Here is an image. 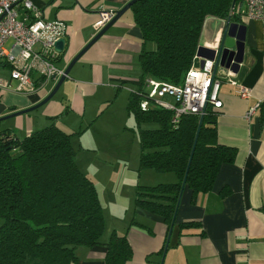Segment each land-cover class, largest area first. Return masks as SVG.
Segmentation results:
<instances>
[{
    "label": "crops",
    "instance_id": "1",
    "mask_svg": "<svg viewBox=\"0 0 264 264\" xmlns=\"http://www.w3.org/2000/svg\"><path fill=\"white\" fill-rule=\"evenodd\" d=\"M128 1L33 0L42 8L44 17L63 19L67 23L63 57L57 61L65 68L97 33L94 22L100 8L118 10ZM129 9L82 53L47 100L44 101L54 85L53 82L49 85L50 79L29 93L14 90L15 80H12V89L0 88V135L2 130L9 129L23 137L52 122L68 132L84 128L80 135H73L72 141L74 144L73 138L79 139L75 145L79 147L77 162L94 179L100 197L104 194L108 204L102 239L107 240L113 229L127 233L133 249L132 264H160L162 255L157 252L167 239L166 223L160 215L143 207L134 206L131 216L115 213L112 202L123 201L119 195L125 188L130 190L129 181L132 187L135 182L120 175L113 164L109 166V161L114 163L112 156L97 155L103 129L108 128L114 135L131 115L126 106L112 103L114 98L121 91L129 94L142 73L139 52L143 39L133 11L127 15ZM235 13L238 14L231 21L235 23L237 52L229 70L252 91L247 98L241 97L236 87L223 78L220 87L223 103L216 108V128L218 141L235 146L236 154L232 161L221 164L212 189L199 192L195 202L192 189L185 184L162 264H264V19L247 17L238 10ZM23 15L21 8L20 16ZM5 45L12 46L13 40L9 38ZM145 46L153 48L149 41ZM63 60L65 63L61 65ZM6 62L0 56V64L5 67L0 68L2 77L10 76L11 65ZM195 63L202 66L200 56L195 58ZM222 66L218 68L220 75L225 73ZM59 77L53 78L58 81ZM251 106H256L255 111L246 117ZM19 110L23 111L9 115ZM86 157L93 162V173L81 165ZM147 169L153 170L143 168L139 174L143 184L177 178L172 171L154 169L155 174ZM225 189L227 192L223 193ZM133 219L137 222H132ZM184 220H199L201 224L187 226L180 234L177 223ZM105 251L104 243L80 245L76 264H105ZM149 254L153 255L147 261Z\"/></svg>",
    "mask_w": 264,
    "mask_h": 264
},
{
    "label": "trees",
    "instance_id": "2",
    "mask_svg": "<svg viewBox=\"0 0 264 264\" xmlns=\"http://www.w3.org/2000/svg\"><path fill=\"white\" fill-rule=\"evenodd\" d=\"M243 0H136L130 8L143 39L139 52L142 70L131 89L126 107L139 133V169L172 171L170 182L136 184L135 207L160 215L167 228L177 213L183 179L192 189V201L199 192L213 187L223 162H230L236 147L217 139V110L208 106L200 126L188 167L200 115L182 114L175 123L172 111L158 105L143 108L147 75L181 82L192 66L204 21L208 15L234 18ZM155 42L154 48L145 43ZM64 51L56 60H61ZM6 63H9L8 61ZM45 76L36 78V84ZM154 121L157 127H144ZM52 122L23 137L5 129L0 135V264H76L80 245L106 246L105 264H132V245L127 233L113 229L102 239L106 216L93 178L79 165L74 134ZM185 186V185H184ZM227 192V189L222 191ZM176 221V217H175ZM137 222V220H132ZM175 224V223H174ZM199 220L177 223L179 233ZM164 247L157 252L162 255ZM149 254L147 261L150 259Z\"/></svg>",
    "mask_w": 264,
    "mask_h": 264
},
{
    "label": "built area",
    "instance_id": "3",
    "mask_svg": "<svg viewBox=\"0 0 264 264\" xmlns=\"http://www.w3.org/2000/svg\"><path fill=\"white\" fill-rule=\"evenodd\" d=\"M21 8L24 9L23 17L20 16ZM238 11L250 18L264 19V0H243V7ZM116 12L113 8L101 7L94 22L95 30L99 31ZM66 33V21L44 17L42 8L33 0H0V56L11 65L10 76H0V88L12 89V80H15L14 90L29 93L40 89L54 76L64 74L65 66H60L56 60L60 53L56 42ZM9 38L13 45L7 47ZM197 56L196 52L195 58ZM220 65L216 68L211 61L209 67L199 66L194 60L181 82L147 75L141 106L158 105L169 109L175 123L185 113L204 114L208 106L216 109L222 105L220 87L224 77L236 87L241 97L247 98L251 88L240 82L225 65L222 66L225 73L220 75ZM40 76H45V80L37 85L35 80ZM255 108L251 106L246 117Z\"/></svg>",
    "mask_w": 264,
    "mask_h": 264
},
{
    "label": "rangeland",
    "instance_id": "4",
    "mask_svg": "<svg viewBox=\"0 0 264 264\" xmlns=\"http://www.w3.org/2000/svg\"><path fill=\"white\" fill-rule=\"evenodd\" d=\"M131 12L132 11L129 9L127 15H129ZM149 42H150V44L153 45V48H154L156 45L155 42H153V41H149ZM64 63H65V61L63 60L61 62V65H64ZM196 63L199 64V60H197ZM0 68H5V67H3L0 64ZM6 70H7V68H6ZM52 82L54 84L53 85V88H54L56 83H57V80H55L54 78L50 79L49 85ZM133 87H134V85H133ZM127 95H128L127 91L119 92L117 94V96L114 98V101L112 103L115 102V105L121 104L122 107L126 106ZM122 125L123 126H121L118 130H116L114 135L112 134V132L108 128L103 129L101 141L98 143L99 148H98V154L97 155L101 156V157H106V155L112 156L114 158V160H112L114 163H111V161H109V163H110L109 166H111V164H113L112 166L116 170L120 171L119 172L120 175H123L126 179H128V181L130 179L133 182H135L134 187H132V182L129 181L130 182V190L125 188L123 193H121L119 195V197L124 198L123 201H117L115 203L112 202V204L114 206H116V209H113V211L115 213L117 212L121 216L124 214V217H125V215L131 216V214L133 212L132 209L135 206V197H136V184L142 183V181L139 180V174L143 168L139 169V153H140L139 133L137 130L130 128L131 125H133L134 127L136 126L134 117L132 115H128L127 122L123 123ZM143 126L144 127H157L158 123L154 122V121H148V122H144ZM125 127H127L128 129ZM90 130H91L90 132L92 133L93 127ZM85 134L88 137H90V133L88 131H86ZM73 139H74V145H76V143L79 141V139H77L75 137ZM76 149L78 150L79 147H76ZM116 155H117V157H116ZM101 160H103V162H105L104 159H101ZM109 163H107V164H109ZM81 165H83L88 171L93 173V162L89 159V157H86L85 162L81 161ZM81 168H82V166H81ZM153 170L147 169L148 172H154L155 173V171H153ZM84 171H86V170H84ZM147 171H145V172H147ZM155 174H157V173H155ZM156 183H158V182H156ZM100 191H103V190L100 189ZM98 192H99V190H98ZM103 192H105V191H103ZM99 196H100V193H99ZM101 197L103 200L101 199ZM101 197H100V200H101V203L103 206L104 214H105V212L107 214L108 210L107 209L105 210V207L108 206V204L106 202L105 195L102 194ZM126 197H128V198H126ZM126 211H129V213L127 214ZM121 212H123V213H121ZM2 220H3V218L0 217V223L2 222Z\"/></svg>",
    "mask_w": 264,
    "mask_h": 264
},
{
    "label": "water",
    "instance_id": "5",
    "mask_svg": "<svg viewBox=\"0 0 264 264\" xmlns=\"http://www.w3.org/2000/svg\"><path fill=\"white\" fill-rule=\"evenodd\" d=\"M136 1V0H129L122 8L118 9L116 14L114 15V17L106 24L104 25L99 31H97V33L93 36V38L87 43L85 44V46H83V48L71 59V61L68 63V65L65 68V73L62 74L59 78L58 81L55 85V87L53 88V90L46 96V98L44 99L47 100L49 97H51L55 91L58 89V87L61 85V83L64 81V79L67 77L71 67L73 66V64L75 63V61L82 55V53L103 33L105 32L109 26L112 25V23L118 19L120 17V15L126 10L128 9L131 4ZM235 1V0H234ZM207 23L209 24V26L211 27L210 29V35L209 33H205V28ZM234 32H235V23L231 21V17L227 16V17H219V16H215V15H208L204 21L203 24V28H202V32H201V36H200V40H199V44H198V48H197V55L201 57V65L202 66H206L209 67L211 64V61H214V66L217 68L219 64L225 65L226 67H231L233 60H234V56L236 55V42L234 39ZM209 37V38H208ZM65 44H66V38L65 37H61L59 40H57L56 42V48L61 52L64 51L65 49ZM56 77V76H54ZM34 106L27 108V109H31ZM23 110H19L16 112H13L9 115H15L20 113ZM204 114L200 115V120H199V125L196 131V136H195V140H194V144H193V148H192V152L189 158V162H188V167L191 163L192 160V155L195 149V145L197 142V138H198V134L200 131V126L203 120ZM1 119V117H0ZM188 172V168L186 170L184 179H183V187L181 190V194L186 182V175ZM181 194H180V198H181ZM178 207V206H177ZM175 217L176 214L173 218V221L169 227V231H168V235H167V239L164 245V249H163V253H162V257H161V261L160 264H162L165 253L167 251L168 245H169V241H170V237H171V233L173 230V226L175 223Z\"/></svg>",
    "mask_w": 264,
    "mask_h": 264
},
{
    "label": "bare ground",
    "instance_id": "6",
    "mask_svg": "<svg viewBox=\"0 0 264 264\" xmlns=\"http://www.w3.org/2000/svg\"><path fill=\"white\" fill-rule=\"evenodd\" d=\"M210 29H211V27L209 26V24L207 23V25H206V28H205V33L207 32V33H209V35H210Z\"/></svg>",
    "mask_w": 264,
    "mask_h": 264
}]
</instances>
